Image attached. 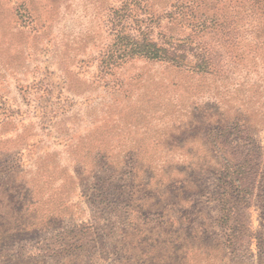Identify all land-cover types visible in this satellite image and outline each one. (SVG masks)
Returning a JSON list of instances; mask_svg holds the SVG:
<instances>
[{"label": "rangeland", "instance_id": "rangeland-1", "mask_svg": "<svg viewBox=\"0 0 264 264\" xmlns=\"http://www.w3.org/2000/svg\"><path fill=\"white\" fill-rule=\"evenodd\" d=\"M263 34L264 0H0V264H264Z\"/></svg>", "mask_w": 264, "mask_h": 264}, {"label": "trees", "instance_id": "trees-1", "mask_svg": "<svg viewBox=\"0 0 264 264\" xmlns=\"http://www.w3.org/2000/svg\"><path fill=\"white\" fill-rule=\"evenodd\" d=\"M254 18H256V15L253 17V19ZM260 29L263 30V27H260ZM254 31H256V32H254L255 34H253L251 37H249V39H251V40L252 39L256 40L255 38L257 37L256 33L258 32V30H254ZM257 43H259V46H262V44H264V39H259L257 41ZM140 45L143 46L142 44H140ZM150 51L157 55V56H154V58L159 57L158 52L160 50L151 48ZM127 53H128V51L126 50V48H122L119 52L120 56L127 55ZM144 55H146V54H144ZM116 57H119V56L117 55ZM253 65H254V68H259L257 71L260 72V75H264V73H263L264 60L263 59L261 61H259V63H254ZM204 66H205L204 71H206V72L211 71L213 68V64H211L210 60H209V62H204ZM242 167H245V165L243 166L240 164H235L234 166H227V167L224 166V168H220V169H222V171H224V172H221V178L227 177L228 180L226 179L224 182L229 181L228 183H230V184L226 185V187H224L220 197L218 198L221 201L220 212H222V216L219 218V220L224 221V224H227V222H229L230 220H232V223L236 222L235 218H233V215H235V213H238V212H236L237 206H236V203L234 200H240L242 202V199L239 197L238 193L240 190H243V189H240V186H239V185H241V182L239 183V185L235 184V181L232 180V178H235V180L236 179L238 180V178H236V176H239L238 174H240V173H245L244 172L245 169L243 170ZM229 176H230V178H229ZM241 177H243V175H241ZM184 190H190V188H185ZM235 193H237V194H235ZM229 196H231L232 198L230 199ZM177 223H180V222L177 221ZM197 229L198 228H194L193 232H196ZM237 231H238L237 224L233 225L232 229H231V234L237 233ZM177 238L180 239L179 240L180 241V248L182 247L184 249L189 250V249H191V246H194L195 242L190 240L191 238L189 235L187 237L178 235ZM193 238L196 241L197 238H195V237H193ZM185 241H190V242L187 243ZM199 261H201V260H199Z\"/></svg>", "mask_w": 264, "mask_h": 264}]
</instances>
